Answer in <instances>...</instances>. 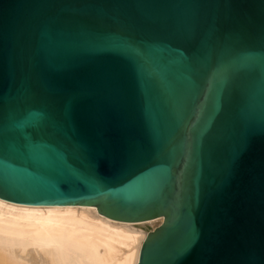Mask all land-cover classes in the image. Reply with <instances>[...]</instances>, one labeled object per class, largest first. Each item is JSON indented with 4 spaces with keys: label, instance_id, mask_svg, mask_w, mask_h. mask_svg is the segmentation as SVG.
Instances as JSON below:
<instances>
[{
    "label": "water",
    "instance_id": "obj_1",
    "mask_svg": "<svg viewBox=\"0 0 264 264\" xmlns=\"http://www.w3.org/2000/svg\"><path fill=\"white\" fill-rule=\"evenodd\" d=\"M0 198L264 264V0H0Z\"/></svg>",
    "mask_w": 264,
    "mask_h": 264
},
{
    "label": "bare ground",
    "instance_id": "obj_2",
    "mask_svg": "<svg viewBox=\"0 0 264 264\" xmlns=\"http://www.w3.org/2000/svg\"><path fill=\"white\" fill-rule=\"evenodd\" d=\"M163 221H120L92 205L0 198V264H137L143 241Z\"/></svg>",
    "mask_w": 264,
    "mask_h": 264
}]
</instances>
